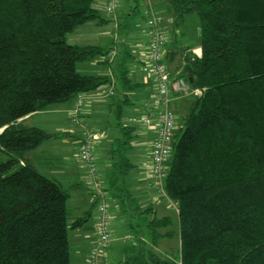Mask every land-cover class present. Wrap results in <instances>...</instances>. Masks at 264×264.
<instances>
[{"label":"trees","instance_id":"obj_1","mask_svg":"<svg viewBox=\"0 0 264 264\" xmlns=\"http://www.w3.org/2000/svg\"><path fill=\"white\" fill-rule=\"evenodd\" d=\"M163 1L174 21L199 17L200 55L187 59L182 77L203 92L174 136L164 179L178 212L179 257L139 249L125 263L264 264V0ZM95 2L0 0V264H71L68 229L87 221L69 224L68 190L19 162L52 134L18 120L108 82L77 70L103 47L66 42L101 19ZM134 127H123L128 138Z\"/></svg>","mask_w":264,"mask_h":264},{"label":"rangeland","instance_id":"obj_2","mask_svg":"<svg viewBox=\"0 0 264 264\" xmlns=\"http://www.w3.org/2000/svg\"><path fill=\"white\" fill-rule=\"evenodd\" d=\"M144 1L145 0H117V5H119V7H117L115 11L118 13L121 11L130 12L131 17L141 23V17L145 10L144 7L146 8V2L144 3L145 6L141 4ZM121 5H124L125 8H121ZM166 5L168 6L167 10H164L162 6L159 7L162 10L163 16L165 14L167 15L168 11L170 12L171 10L169 4L166 3ZM105 9H100L99 12L108 17L109 15L106 14L107 10ZM170 15L173 17L172 14ZM124 20V17H122L120 23ZM164 26L166 27L167 32L171 34L172 38L177 40V58L182 59L187 53L192 56L200 55V21L198 15L195 14V12L185 14V17L182 21H173L172 26L166 23H164ZM125 29L126 27L121 29L122 32L117 38L116 42L110 43V47L116 51V55L106 53L91 61L79 62L77 64V70L80 73L85 74H97L98 70H103L105 73L108 72L111 74L112 71L108 70L110 67L109 69H112L114 72V79L112 80L114 84V86H112L114 94L110 97L108 94H105L106 98L103 104L89 106V108L84 107V99L82 98L83 103L79 113L78 123L71 120L72 111H70L69 114L66 112L67 118L72 124V130H70L72 136L69 135L70 133L67 134L62 132V134H56V136L54 135L52 139L44 142H48L46 147H48L49 150L52 148L54 152H57L61 158L64 157V159L72 162L74 167L78 169L77 171L79 172L80 183L83 185L81 187L83 193L87 197H92V200L95 199L91 216L89 217L90 223H95L97 214L96 208L100 201L106 202L110 213L116 215V217L112 219L114 225L113 228L115 231L114 233L116 235L121 233V235L119 238V243L113 245L112 253H109L108 255L109 264H126V256L134 255L139 251V249H144L146 254L149 251H152L161 258L177 260L179 257L178 254L180 250V243L178 212L173 206L175 201L167 195H162V193L160 194L155 188L151 186V184L148 185L150 182V179L148 178L151 176V173L148 169L149 163L147 155V142H150V138L141 137L140 135L135 137L134 133L133 139H136L137 142L131 146L129 142L132 141V138H128L127 134L123 131V127H125L124 125H143L141 123L143 111H139L141 109L140 106L143 103V100L139 102V99L135 100L131 98L129 103L124 101L123 94L130 92V90L128 87L124 88V85L126 84L122 73L124 72L125 68L129 69L135 73L131 77L132 81H143L142 79L148 77L151 72L147 63L141 57H129L125 55V50H127V43L129 41V38L125 36ZM138 29V34L140 35L141 26H139ZM69 38L70 35L68 33L66 35V42H68ZM184 43L189 44V52L188 50L181 47V45ZM104 44L100 43V45ZM133 65L134 67H132ZM103 88H105V92L108 93V91H110L109 88L111 89V85H103L99 88V90H102ZM177 97L181 99L180 102H183V106H180V103L177 104V102L173 100L170 103V108L176 116V121L180 123L175 128L177 130L176 135L179 134L178 128L183 126V116L186 113L184 111H187L188 106L195 99V95L191 93L188 96ZM65 102L70 104L72 103V100ZM54 106L50 108H55ZM184 108L185 110L182 111ZM84 110L86 113H84ZM59 114L60 113H58V116ZM56 115L57 114L55 113L34 114L32 112L21 117L18 121L20 124L27 126L41 125L45 120L54 118L53 116ZM84 126L95 130L99 136L98 141H93V144L96 142L98 143L99 149L96 150L94 148L95 145H92L95 167L98 175L97 183H100L102 191L105 192L101 196L96 194V190L91 186V183H89V170H87L88 168L84 166L79 160L78 145L74 144V137H81L80 135L82 134L81 132L83 131ZM134 129H136V127H134ZM175 139L176 138H174V140ZM30 154L34 156V164L39 170L45 171L48 174L52 173L50 172L51 170H47L45 168V164L43 163L44 159L40 157V154L36 152V149L26 151L23 155V158L19 159V162L21 163L27 161L30 163ZM124 157H129L130 161L136 164L139 168L135 167L130 168V170L128 169L129 174L127 175V171L124 169L125 165L122 163ZM140 170L145 171L144 177L146 179L144 180V186H146V188L136 190V199L132 200L131 203L126 195L123 194V190L121 189L123 193L121 191L119 192V190L115 188V185L123 187L124 184H126L128 188L131 187V190L135 189L133 183L134 180L140 177L139 175L142 173ZM66 183L67 181H63V184L67 185ZM67 205L69 208L73 207L72 199L68 200ZM137 205L141 206V208H136ZM162 217L168 218L169 223L167 225H156L154 220L160 219ZM72 220L73 218H70L68 222L71 223ZM111 224L112 221L110 222L109 227L111 230V237L113 238L115 234L112 233ZM68 231L72 256H74L75 249H73L72 245V229L69 228ZM165 232H169L170 234L163 235ZM155 235L158 238L154 241ZM140 237H144L145 241H140ZM123 239H126V241L123 242ZM111 244L112 243L110 242L109 247ZM88 254H90V252ZM87 257L89 258V255ZM80 261V264H85V260L83 258ZM73 262L74 260L72 261V264H75Z\"/></svg>","mask_w":264,"mask_h":264},{"label":"crops","instance_id":"obj_3","mask_svg":"<svg viewBox=\"0 0 264 264\" xmlns=\"http://www.w3.org/2000/svg\"><path fill=\"white\" fill-rule=\"evenodd\" d=\"M108 0H96L95 5L96 8L98 10L100 9H105L106 8V3ZM147 1L145 0L144 2H142L141 4L143 6H145V2L147 5ZM150 2L152 3V5L161 13V16L163 17V28L166 31V36L167 39L165 46L163 47V54L165 56V60L168 66V70L169 73L172 77H177V76H183L184 74V66L187 63V59L189 57H197L199 55H189L188 53L183 56L182 59L177 58V40L173 39L171 34L167 32L166 27L164 26V23L172 26L173 25V21L174 18L170 15V12L168 11V14L164 15L162 14V10L159 8L160 6L163 7L164 10L168 9V6L166 5V2H164L163 0H150ZM119 7V5L117 6ZM121 8H125L124 5L120 6ZM117 9V8H116ZM115 9V10H116ZM145 9V7H144ZM106 10V9H105ZM114 12H107L106 14H108L109 16H105L103 15V13L100 15L102 16L101 19H96V20H92L88 21L78 27H76L73 31H71L69 33L70 38L68 40L69 44L72 45H79V46H87V45H94V46H100L103 47L105 49L106 53H111V55H116V51L113 50L112 47H110V43L112 42H116L117 38L120 36L122 30L124 27H126V32H125V36H127L129 38V41L127 43L128 47L127 50H125V55L132 57V56H138L141 57L144 61H146V54L147 53V49H148V36L145 32V27L144 25H146V23H144L145 20V16L144 12L143 15L141 17V23H139V21H136V19L131 17V13L127 12V11H121L120 13H118L117 11ZM145 11V10H144ZM122 17H124V21L120 23ZM140 24V25H139ZM91 25V26H90ZM141 26V34L139 35V29L138 27ZM86 27V28H84ZM177 34V32H176ZM118 35V36H117ZM68 39V38H67ZM100 43H105L104 45H100ZM117 46V45H116ZM181 47L183 49L188 50L189 52V44L188 43H184L181 45ZM180 47V48H181ZM165 48V49H164ZM105 53V54H106ZM103 59V58H102ZM106 61V58H105ZM134 67V65L132 66ZM110 68V67H109ZM110 71H112V73H105L103 70H98L97 74H91V75H98V76H108L109 80L108 82H106V84L104 85H111V89L109 88L110 91L113 92L112 86H114L113 84V79H114V72L112 69H109ZM103 71V72H102ZM85 74V73H82ZM135 73L130 71L129 69H124V72L122 73L125 84L124 88L128 87V89L130 90V92L124 93L123 94V98L124 101L129 103L130 99H139V102H141L143 100V103L141 104V109L139 111H143V115L146 114V112L149 110L150 106L149 104H151L152 101V95L154 94V91L156 90V84H155V80L153 78V75L150 73L148 77L143 78V81H132L131 77L134 75ZM189 77V76H187ZM127 78V79H126ZM103 86V85H102ZM100 86V87H102ZM98 87L97 89L90 91V92H85L80 94L81 97L84 99V107L89 108V106H95V105H100L103 104L105 102V94H108V96L110 97L111 95L114 94V92L112 94H110V91H108V93L105 92V88H103L102 90H99ZM180 97H184V96H180ZM196 98V97H195ZM72 103H66V102H61V103H54V104H50L49 106H47L46 108H44L43 110H40L38 112H33L34 114L37 113H55L57 114L56 116H53L54 118H50L44 121V123H42L41 125H33V126H39L41 128H43L44 130H46L47 132H49L50 134H52V136L48 139H52L54 137V135L56 136V134H62V132L64 133H70L72 130L71 129V122L70 120L67 118V113L69 114L70 111L72 110V107L74 106V102H75V97L71 99ZM172 100L180 103V106H183V102H180L181 99H179V97L177 96H173ZM171 100V101H172ZM191 104V103H190ZM54 105H59V106H54ZM54 106L55 108H50ZM190 106V105H189ZM188 106V109H189ZM86 108V109H87ZM50 109V110H48ZM83 109V108H82ZM187 109V111H188ZM185 110L182 109V111ZM50 111V112H48ZM93 111V109H92ZM184 111V112H187ZM67 112V113H66ZM58 113L59 116H58ZM84 113H86V111L84 110ZM185 115V114H184ZM175 116V114L173 115ZM51 121V122H50ZM180 123L176 121V116H175V126L179 125ZM32 126V125H30ZM127 126V125H124ZM135 126V125H133ZM181 126V125H180ZM136 129L132 130V134H134V136L138 137L139 135L141 137H148L150 138V142L148 143V169L149 172L151 173V155H150V148H151V144L153 142V140L156 137V121L152 120L150 122V124L148 125H136L135 126ZM76 128V127H75ZM139 131V133H138ZM95 132V130H94ZM96 133V139L95 141L99 140V136ZM137 134V135H136ZM176 134V133H175ZM70 136H72V134H69ZM82 135V134H81ZM80 135V136H81ZM133 136V137H134ZM132 137V141L129 142V144L132 146L134 144H136L137 140L133 139ZM81 139V137H74V144L78 145V150H79V140ZM47 141V140H46ZM48 142H43L41 143L39 146H37L36 152H38L40 154V157H42L44 159V164H45V168L47 170H51L50 172L52 173H46L45 171H41L38 169V167L34 164L35 160H34V156L30 154V163L38 170V172H41L42 174H44L45 176L56 180L59 184L62 185L63 188L68 190V198L66 201V207H68L67 202L69 199H72L73 202V207L67 209L68 210V214H69V219L73 218L72 221H74L76 218H80L83 219L84 217L86 218V222L76 228H71L72 231V236H73V241H72V245H73V249H75V255L72 256V250L70 247V239H69V231H68V241H69V247H70V254L72 256H70L71 260V264L72 261L74 260L73 263L75 264H80V260H82V258L85 260L84 263L85 264H89V260H88V253L90 252L91 249V245H93V243L95 242V232H94V224L90 223V219L89 217L91 216V211L93 209V205L95 203V199L92 200V197H87L85 196V194L83 193L82 190V184L80 183V176H79V172L77 171L78 169L76 167H74L73 163L68 161L67 159H64V157H60L59 154L57 152H54V150L51 148L49 150L47 146ZM94 148L96 150L99 149V145L96 142ZM34 149V150H35ZM129 159V157H127ZM130 160V159H129ZM131 162V161H130ZM132 163V162H131ZM139 168L137 167L136 164L132 163V166L130 168ZM130 168H128L130 170ZM142 173L139 175L140 177L137 178L136 180H134V188L135 189H130L126 186V184H124L123 187H119L117 185H115V188L117 190H119V192L121 191V189L123 190V194L126 195V197L128 198L129 201L135 200L136 199V190L139 189H145L146 186H144V180L146 179L144 177L145 175V171L144 170H140ZM129 171H127V175ZM147 175V174H146ZM148 179H150V182L148 183L151 184L152 186V177L150 176ZM63 181H67V185L63 184ZM113 183V182H112ZM129 186V185H128ZM153 187V186H152ZM154 188V187H153ZM81 189V190H80ZM105 193V192H104ZM116 194V193H115ZM135 194V195H134ZM87 195V193H86ZM117 202V201H116ZM136 208H141V206H136ZM116 217L115 214L110 213L109 211V222L112 221L111 224V229H112V233L115 234L114 232V228H113V220ZM93 221V220H92ZM70 224V223H69ZM70 228V227H69ZM125 233V232H124ZM122 233V234H124ZM121 233H119L118 235H114V237L111 240V246L109 248H107L106 250H103L102 252V257L100 259V261L98 262V264H109V258L108 255L109 253H112V247L114 244H118L119 243V238H120ZM126 236V235H125ZM144 237H140V241H145ZM123 242L126 241V239L122 240ZM136 254V253H135ZM128 256V255H127ZM85 257V258H84ZM88 261V262H87Z\"/></svg>","mask_w":264,"mask_h":264},{"label":"built area","instance_id":"obj_4","mask_svg":"<svg viewBox=\"0 0 264 264\" xmlns=\"http://www.w3.org/2000/svg\"><path fill=\"white\" fill-rule=\"evenodd\" d=\"M117 0H108L106 5L107 12H114L117 8ZM145 32L148 36V49L146 54V63L153 75L156 84V90L152 95V101L149 110L142 115L141 123L148 125L152 120L156 121V137L150 148L151 155V177L152 186L162 195L165 193V180L167 176V162L171 155L172 144L175 136L174 113L170 108L173 96H188L191 93L198 97L202 94L203 88L192 86L188 79L182 76L172 77L163 54V47L166 44V31L163 28V17L161 13L152 5L150 0L144 11ZM113 92L110 91V94ZM76 94L74 106L71 110V120L78 123L79 113L83 99ZM79 140L78 158L81 163L89 170V179L91 186L96 190V194H104L101 185L98 182L97 170L95 167L93 154V141L96 139V133L93 129L84 126ZM157 199V197H156ZM176 207V206H175ZM97 214L94 224L96 235L95 242L91 245L89 254V264H98L102 257L103 250H106L111 242L112 235L109 222L108 205L104 201L97 204Z\"/></svg>","mask_w":264,"mask_h":264},{"label":"water","instance_id":"obj_5","mask_svg":"<svg viewBox=\"0 0 264 264\" xmlns=\"http://www.w3.org/2000/svg\"><path fill=\"white\" fill-rule=\"evenodd\" d=\"M188 78V81L190 82V84L192 85V86H194L195 84H194V82H193V78H191V76H189V77H187Z\"/></svg>","mask_w":264,"mask_h":264}]
</instances>
